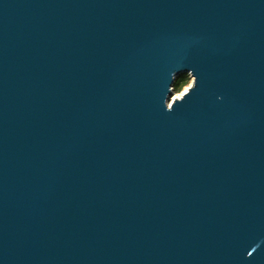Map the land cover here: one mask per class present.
I'll use <instances>...</instances> for the list:
<instances>
[{
  "label": "water",
  "instance_id": "water-1",
  "mask_svg": "<svg viewBox=\"0 0 264 264\" xmlns=\"http://www.w3.org/2000/svg\"><path fill=\"white\" fill-rule=\"evenodd\" d=\"M0 264H264V0H0Z\"/></svg>",
  "mask_w": 264,
  "mask_h": 264
},
{
  "label": "trees",
  "instance_id": "trees-1",
  "mask_svg": "<svg viewBox=\"0 0 264 264\" xmlns=\"http://www.w3.org/2000/svg\"><path fill=\"white\" fill-rule=\"evenodd\" d=\"M191 83V77L189 75H182L178 77L173 85V91L175 94H179L184 91Z\"/></svg>",
  "mask_w": 264,
  "mask_h": 264
},
{
  "label": "bare ground",
  "instance_id": "bare-ground-1",
  "mask_svg": "<svg viewBox=\"0 0 264 264\" xmlns=\"http://www.w3.org/2000/svg\"><path fill=\"white\" fill-rule=\"evenodd\" d=\"M188 88V87H187ZM186 88V89H187ZM186 89L182 92V94H184L185 92H186ZM180 96H181V94L180 95H177V96H175L173 99H179L180 98Z\"/></svg>",
  "mask_w": 264,
  "mask_h": 264
},
{
  "label": "rangeland",
  "instance_id": "rangeland-1",
  "mask_svg": "<svg viewBox=\"0 0 264 264\" xmlns=\"http://www.w3.org/2000/svg\"><path fill=\"white\" fill-rule=\"evenodd\" d=\"M182 92H183V91H182ZM182 92H181V93H182ZM181 93H179V94H176V95H180Z\"/></svg>",
  "mask_w": 264,
  "mask_h": 264
}]
</instances>
